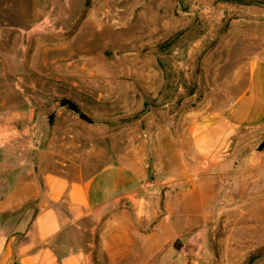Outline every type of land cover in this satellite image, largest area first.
<instances>
[{"label": "rangeland", "instance_id": "1", "mask_svg": "<svg viewBox=\"0 0 264 264\" xmlns=\"http://www.w3.org/2000/svg\"><path fill=\"white\" fill-rule=\"evenodd\" d=\"M85 19L87 51L72 41ZM257 57L264 0H0V103L29 101L42 114H31L28 153L40 126L64 155L141 159L158 218L176 230L153 264H264V121L240 126L199 170L188 142L195 123L236 98ZM4 149L6 189L17 149ZM168 196L183 209L168 211Z\"/></svg>", "mask_w": 264, "mask_h": 264}, {"label": "crops", "instance_id": "2", "mask_svg": "<svg viewBox=\"0 0 264 264\" xmlns=\"http://www.w3.org/2000/svg\"><path fill=\"white\" fill-rule=\"evenodd\" d=\"M22 92L25 99L31 94ZM21 105L0 103V155L4 148L17 149L16 170L8 173L6 189L0 187V264H153L176 230L170 217L158 218L155 183L142 160L94 163L64 155L58 148L62 140L40 126L37 152L28 153V131L36 128L29 122L42 114L29 101ZM263 121L264 57H257L224 112L193 125L188 142L196 168L220 160L228 137L240 126ZM169 197L163 203L168 211L175 204L183 209V198Z\"/></svg>", "mask_w": 264, "mask_h": 264}, {"label": "bare ground", "instance_id": "3", "mask_svg": "<svg viewBox=\"0 0 264 264\" xmlns=\"http://www.w3.org/2000/svg\"><path fill=\"white\" fill-rule=\"evenodd\" d=\"M52 6V5H51ZM44 9V8H43ZM47 12V11H45ZM52 14V13H51ZM39 16V15H38ZM36 17V16H35ZM94 17V16H93ZM46 18V17H45ZM89 18V17H88ZM103 19V23L105 25H109L112 24V15L109 13H105L102 17ZM32 19V18H31ZM34 20V19H33ZM47 20V19H46ZM59 20V19H58ZM90 20V19H89ZM89 20H84L82 21V24H80L78 31L76 32V35L74 37H72V41L76 42L77 44H79L82 47H85L84 50H91V48H93V46L91 47V45L93 44V42H95L93 40V32H91L89 29H87L86 25L88 24ZM54 21V20H53ZM49 22V21H48ZM58 22V21H57ZM86 23V24H85ZM42 24V23H41ZM47 24V23H46ZM37 25V24H36ZM48 27V26H47ZM46 27V28H47ZM38 28V27H37ZM40 29V28H39ZM43 29V28H42ZM109 37V36H108ZM109 40V39H108ZM98 42V41H97ZM61 43V42H60ZM98 44V43H97ZM71 45V44H70ZM95 45V44H94ZM54 48V47H53ZM72 48V47H71ZM73 57V56H72ZM43 58V57H42ZM47 59V58H46ZM45 61V60H44ZM68 67V66H67Z\"/></svg>", "mask_w": 264, "mask_h": 264}, {"label": "water", "instance_id": "4", "mask_svg": "<svg viewBox=\"0 0 264 264\" xmlns=\"http://www.w3.org/2000/svg\"><path fill=\"white\" fill-rule=\"evenodd\" d=\"M180 245H181V241L179 239H176L173 243H172V247L175 248L176 250L180 249Z\"/></svg>", "mask_w": 264, "mask_h": 264}]
</instances>
